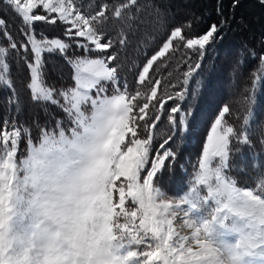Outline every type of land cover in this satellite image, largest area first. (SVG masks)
<instances>
[{
	"label": "snow or ice",
	"instance_id": "snow-or-ice-1",
	"mask_svg": "<svg viewBox=\"0 0 264 264\" xmlns=\"http://www.w3.org/2000/svg\"><path fill=\"white\" fill-rule=\"evenodd\" d=\"M238 5L239 0H232L233 10ZM5 9L22 21L23 40L8 30ZM140 11L138 0H91L88 7L83 0H0V33L8 41L0 46V86L11 92L7 114L0 119V264H264L259 154L252 156L257 175L251 184L241 186L231 174L245 173L243 164L233 160L239 155L244 161L243 152L234 154L232 142L252 147L249 132L256 113L264 112V52L251 90H244L249 94L239 101L244 113L239 130L226 119L232 114L230 105L220 106L191 164L187 190L166 197L164 169L171 173L179 158L169 144L178 134L191 133L206 87L199 80L195 88L191 84L227 18L223 0H218L219 23L186 36L192 21L169 30L165 14L157 9L156 23L165 34L158 47L144 46L133 92L126 79L121 81L115 61ZM109 20L121 21L118 39L109 35ZM36 22H59L63 38L38 33ZM73 44L84 55L68 56ZM181 48L197 59L194 64L192 55L183 60L187 70L182 80L169 85L179 91L160 95L162 80L153 71ZM245 49L257 59L254 48ZM10 51L28 70L32 102L50 104L61 116L42 107L31 126L18 120L22 109L16 108ZM57 53L72 69V86H46L43 57ZM238 63L243 67L244 60ZM169 102L174 106L167 109ZM165 112L170 134L155 147ZM33 127L38 130L35 139ZM180 168L189 175L184 164ZM178 216L189 234L176 230Z\"/></svg>",
	"mask_w": 264,
	"mask_h": 264
},
{
	"label": "trees",
	"instance_id": "trees-1",
	"mask_svg": "<svg viewBox=\"0 0 264 264\" xmlns=\"http://www.w3.org/2000/svg\"><path fill=\"white\" fill-rule=\"evenodd\" d=\"M217 2L218 0H138L141 11L133 25V31L127 33L128 43L123 50H119V45L114 49L119 50L118 59L115 61L116 66L120 68L119 76L122 82L127 80L130 91L134 92L137 87L138 68L136 65L142 67L144 46L150 44L152 48L158 47L165 34V29L156 23L157 9L165 14L166 27L169 30L189 20L192 21V32L189 33L186 30L185 35L193 36L203 34L211 24L219 23L221 17L216 11ZM83 3L85 7H88L91 0H83ZM231 4L232 0H223L224 16L227 18V22L218 33L215 42L207 48L202 67L191 84V87L195 88V82L199 80L203 85H206L196 109V118L192 124L191 133L186 136L178 134L169 144V147L176 151L179 157L171 173L167 166L164 169L162 181L164 189L169 195H181L183 191L187 190L186 184L192 173L191 164L196 163L207 130L220 106L225 103L230 105L232 114L226 116V119L239 130L244 115L239 101L242 95L249 94L244 90L245 88L251 90L253 80L256 78L254 72L259 73L258 57L261 52H264V45L260 43L264 39V5L259 3V0H239L238 7L233 10ZM4 12L6 13L4 19L8 21V30L14 38L23 40L20 35L22 21L12 11L5 9ZM121 26V21L109 20L107 22V27L110 29L109 35L118 39ZM34 27L38 33L43 32L49 38H63L64 26L59 22L55 25L36 22ZM153 40L154 43H152ZM7 45L8 41L0 33V46ZM245 45L256 50L257 59L249 58ZM111 51L107 54H111ZM73 54L84 55L83 50H77L74 44L69 50L68 56L71 57ZM150 54L151 52H149ZM15 55V52L10 51L8 60L11 64L14 89L19 97V104L16 108L22 109L18 120L27 126H31L33 118L42 107H46L50 113L57 117L61 116L60 110L50 104L38 105L32 102L30 91L26 87L27 83L30 82L28 70L22 61L16 62ZM92 55L95 56L96 54L93 53ZM187 55L192 54L190 51L181 48L176 53L171 54L169 58L161 60L157 65L158 70L153 71V76H158L162 80L158 94L163 95L165 91L171 94L180 90L179 87L173 89L169 85L179 84V81L182 80V73L187 70V65L183 63ZM43 58L47 65L46 86L55 84L59 88L73 85L71 80L72 69L65 63L62 56L58 53L44 54ZM196 59L197 56L192 55L190 62L194 64ZM241 59L244 60L243 67L238 63ZM169 73H171L170 76ZM143 90L149 91L147 88ZM10 95L9 89L0 86V119L7 114V101ZM172 106H174L173 102H169L166 108L170 109ZM184 106L187 108V104ZM16 108L13 109V115H15ZM237 115H239V119H237ZM40 118L41 121L45 119L43 114ZM165 133H169L167 112L163 115L156 129L155 147H158L159 143H162L163 139L166 138ZM32 136L34 139L38 136V130L34 127ZM249 136L252 147L241 146L235 141L232 142L233 153L235 154L239 149L242 150L245 157V160L241 161L239 155L233 156V160L238 165L243 164L245 168V173L237 171L231 173L241 186H244L246 181L251 184L257 175L256 170L252 167L254 154H259L260 171L264 172V144L260 143V140L264 139V112L256 113ZM25 146L24 143L20 144L21 149H24ZM181 164L185 165L189 175L186 176L181 170Z\"/></svg>",
	"mask_w": 264,
	"mask_h": 264
},
{
	"label": "rangeland",
	"instance_id": "rangeland-1",
	"mask_svg": "<svg viewBox=\"0 0 264 264\" xmlns=\"http://www.w3.org/2000/svg\"><path fill=\"white\" fill-rule=\"evenodd\" d=\"M110 92H111V89H110ZM26 148V146H25ZM24 148V149H25ZM166 197H172V198H175L177 196H172V195H169L166 193ZM174 226L176 228V230L178 232H180L181 234H189L190 233V229L186 228L183 224V218L182 216H178L175 220H174Z\"/></svg>",
	"mask_w": 264,
	"mask_h": 264
}]
</instances>
